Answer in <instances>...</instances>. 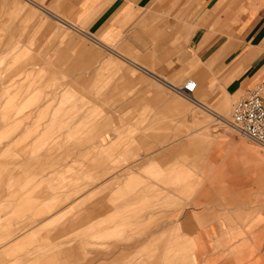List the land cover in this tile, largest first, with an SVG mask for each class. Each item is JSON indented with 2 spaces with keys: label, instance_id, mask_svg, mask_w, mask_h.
Wrapping results in <instances>:
<instances>
[{
  "label": "rangeland",
  "instance_id": "374dc122",
  "mask_svg": "<svg viewBox=\"0 0 264 264\" xmlns=\"http://www.w3.org/2000/svg\"><path fill=\"white\" fill-rule=\"evenodd\" d=\"M5 4L0 264H264V147L230 126L237 99L170 89L154 127H113L22 49Z\"/></svg>",
  "mask_w": 264,
  "mask_h": 264
},
{
  "label": "crops",
  "instance_id": "0c3cea01",
  "mask_svg": "<svg viewBox=\"0 0 264 264\" xmlns=\"http://www.w3.org/2000/svg\"><path fill=\"white\" fill-rule=\"evenodd\" d=\"M3 16L81 111L113 127H154L188 82L207 111L264 82V0H6Z\"/></svg>",
  "mask_w": 264,
  "mask_h": 264
},
{
  "label": "built area",
  "instance_id": "2783aa9c",
  "mask_svg": "<svg viewBox=\"0 0 264 264\" xmlns=\"http://www.w3.org/2000/svg\"><path fill=\"white\" fill-rule=\"evenodd\" d=\"M196 84L189 82L174 91L191 100ZM230 126L241 136L264 147V82L256 86L233 107Z\"/></svg>",
  "mask_w": 264,
  "mask_h": 264
},
{
  "label": "bare ground",
  "instance_id": "6f19581e",
  "mask_svg": "<svg viewBox=\"0 0 264 264\" xmlns=\"http://www.w3.org/2000/svg\"><path fill=\"white\" fill-rule=\"evenodd\" d=\"M188 83H189V82H188ZM188 83H187V84H188ZM191 101H194V94L192 95Z\"/></svg>",
  "mask_w": 264,
  "mask_h": 264
}]
</instances>
